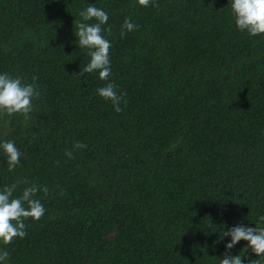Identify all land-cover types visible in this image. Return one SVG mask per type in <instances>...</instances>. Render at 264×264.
I'll return each instance as SVG.
<instances>
[{"label": "trees", "instance_id": "1", "mask_svg": "<svg viewBox=\"0 0 264 264\" xmlns=\"http://www.w3.org/2000/svg\"><path fill=\"white\" fill-rule=\"evenodd\" d=\"M155 3L0 0V74L41 93L29 119L0 116L21 153L10 172L0 149V190L26 180L13 198L37 185L45 209L0 242L5 264H220L225 231L264 227V35L239 31L231 0ZM89 6L109 18L107 81L78 76ZM107 83L127 94L120 113L98 95Z\"/></svg>", "mask_w": 264, "mask_h": 264}, {"label": "clouds", "instance_id": "2", "mask_svg": "<svg viewBox=\"0 0 264 264\" xmlns=\"http://www.w3.org/2000/svg\"><path fill=\"white\" fill-rule=\"evenodd\" d=\"M138 3L143 7H158L155 0H138ZM230 5L239 31H246L253 37L264 35V0H231ZM80 16L83 22L77 23L75 21L77 28L75 35L78 38L79 47L87 49V55L91 59L86 66L81 68L78 76L86 77V74L98 72L99 78L107 81L112 75L109 54L111 44L102 35L104 31L102 25L107 24L108 15L102 9L89 6L80 13ZM92 20L97 21V23H86ZM123 27L131 32L136 29L137 25L132 23L130 19H125ZM107 32L110 35L111 28H108ZM124 34V32L121 33L122 36ZM35 80L34 77L33 83H24L19 77L13 78L7 73L0 74V116L21 115L25 120L30 118V114L33 112L32 101L34 98L39 99L41 95ZM97 92L106 101H111L117 113L122 111L121 102L127 103L124 100L127 94H118L114 83H107L105 87L99 88ZM85 147L86 145L80 142L74 145V148L77 149ZM0 149L3 150L6 156L10 172L20 166L21 153L14 142L0 141ZM66 155L70 159L72 158L71 151L67 152ZM21 182L27 183L26 180L17 181L11 186H5L3 190H0V242L4 245H10L17 238H25L27 234L26 220L32 219L38 222L45 215L42 203L38 199H34L37 192L41 190L39 186L26 187L21 197L13 198V193ZM42 190L45 195L49 192L47 187ZM260 220L264 221V216L260 217ZM224 237H231V242L226 245L227 251L225 257L220 260V264H244L245 253L248 252V249L258 257V259L251 260L250 264H261L264 261V227L251 228L240 224L229 231H225ZM240 241H246L247 248L239 255L233 256L231 252ZM8 258L9 253L7 251H0V264H5Z\"/></svg>", "mask_w": 264, "mask_h": 264}]
</instances>
